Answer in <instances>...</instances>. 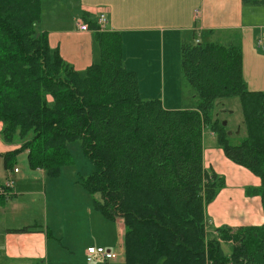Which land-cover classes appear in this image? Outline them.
<instances>
[{
	"label": "trees",
	"instance_id": "1",
	"mask_svg": "<svg viewBox=\"0 0 264 264\" xmlns=\"http://www.w3.org/2000/svg\"><path fill=\"white\" fill-rule=\"evenodd\" d=\"M44 1L0 0L1 139L21 145L1 156L5 169L28 152L32 170L59 178L67 144L79 141L94 166L85 190L100 195L95 207L107 220L124 224L123 264H264V224L215 229L206 214L225 186L204 166L207 128L229 160L260 178L248 193L264 208V92L247 86L239 36L181 45L182 76L197 107L167 110L142 98L138 74L125 67L122 34L101 31L96 21L86 20L100 58L75 70L39 28ZM242 4L264 8V0ZM230 98L243 114L237 144L214 116L217 102ZM10 193L0 186V205Z\"/></svg>",
	"mask_w": 264,
	"mask_h": 264
},
{
	"label": "crops",
	"instance_id": "2",
	"mask_svg": "<svg viewBox=\"0 0 264 264\" xmlns=\"http://www.w3.org/2000/svg\"><path fill=\"white\" fill-rule=\"evenodd\" d=\"M71 9L74 11L68 25L57 12ZM101 13L109 20L106 31L122 34L125 67L138 74L145 100L159 99L167 110L196 109L194 90H188L187 86L192 87L181 72V45L194 41L222 43L233 34L239 36L243 48L248 88L264 92V50L258 45L259 41L264 44V8L245 7L242 0H45L39 28L49 34L51 47L58 48L65 61L84 73L98 62L100 51L93 31H81L77 22L97 21ZM50 19H55L56 26ZM2 130L0 123V186L9 182L14 185L10 197L0 205V264H78L68 244L86 248L84 264L90 246L113 251L114 243L94 241L84 246V226L74 218L75 208L62 198L68 185L65 180L49 178L44 170H32L28 152L17 158L14 170L18 173L5 169L1 156L21 145L4 143ZM204 166L225 180V186L206 209L213 227L262 226L261 198L248 193L261 185L260 178L229 160L209 128L204 134ZM26 227L32 229L13 232ZM120 236L124 246V228Z\"/></svg>",
	"mask_w": 264,
	"mask_h": 264
},
{
	"label": "rangeland",
	"instance_id": "3",
	"mask_svg": "<svg viewBox=\"0 0 264 264\" xmlns=\"http://www.w3.org/2000/svg\"><path fill=\"white\" fill-rule=\"evenodd\" d=\"M74 4L75 3H73V5ZM73 11L72 9L70 12L64 10L59 11L61 13L57 12V14H60L62 20L66 21L69 25L71 23V13H73ZM54 22L55 19H50L52 26H56V24H53ZM187 87L188 90H193L189 86ZM195 102L197 106L196 99ZM214 116H216L220 122L227 123L229 133H231L232 130L235 133L232 138L233 143H239L240 139L245 135L243 114L239 99L230 98L219 100L214 110ZM67 149L70 154L69 164L63 167L61 178L65 180L70 187H67L68 185L66 186L62 198L75 208L74 212L77 217L74 218L76 220L80 219V226H84L86 232L84 246L87 247L90 242L94 241H99L103 245H106L105 243H114L115 247L113 248V252L118 256V263L122 264L124 263L125 255L122 236H120V234L122 228H124V224L122 221L107 220L100 212L96 211L95 201H99L101 197L100 195H91L84 188V182L94 173V166L84 154L81 143L79 141L68 143ZM2 166L3 161H0V170H2ZM2 177L1 175V178ZM5 179L4 177L2 180L6 182ZM4 185H6V183ZM49 217H51V214H49ZM60 229H62V226H60ZM64 242H66V240H64ZM66 243L68 244V242ZM68 245L74 253H76L75 256L78 264H84L86 248L81 250V248L73 247L70 244ZM224 251L227 255H230V246H225Z\"/></svg>",
	"mask_w": 264,
	"mask_h": 264
},
{
	"label": "built area",
	"instance_id": "4",
	"mask_svg": "<svg viewBox=\"0 0 264 264\" xmlns=\"http://www.w3.org/2000/svg\"><path fill=\"white\" fill-rule=\"evenodd\" d=\"M97 25L101 31H105L107 26L109 25V20L107 14L101 13L97 19ZM78 28L84 32H90L89 25L79 20L77 23ZM198 42V41H197ZM259 47L264 50L262 46V41L258 43ZM15 173H18L19 170H14ZM13 182H9L5 188H7L10 192L13 189ZM11 194V193H10ZM86 261L87 264H112L118 262V256L112 250H108L104 247L90 246L86 250Z\"/></svg>",
	"mask_w": 264,
	"mask_h": 264
},
{
	"label": "water",
	"instance_id": "5",
	"mask_svg": "<svg viewBox=\"0 0 264 264\" xmlns=\"http://www.w3.org/2000/svg\"><path fill=\"white\" fill-rule=\"evenodd\" d=\"M225 125H227V123H224ZM229 135H231V133H229Z\"/></svg>",
	"mask_w": 264,
	"mask_h": 264
}]
</instances>
